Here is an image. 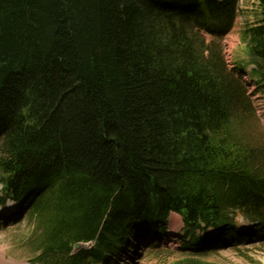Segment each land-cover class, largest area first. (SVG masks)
Instances as JSON below:
<instances>
[{
  "label": "trees",
  "instance_id": "trees-1",
  "mask_svg": "<svg viewBox=\"0 0 264 264\" xmlns=\"http://www.w3.org/2000/svg\"><path fill=\"white\" fill-rule=\"evenodd\" d=\"M240 1L0 0V202L35 219L33 264H116L173 212L172 264L249 241L238 215L264 229V140L244 130L264 0L240 31L254 91L226 54Z\"/></svg>",
  "mask_w": 264,
  "mask_h": 264
},
{
  "label": "rangeland",
  "instance_id": "rangeland-1",
  "mask_svg": "<svg viewBox=\"0 0 264 264\" xmlns=\"http://www.w3.org/2000/svg\"><path fill=\"white\" fill-rule=\"evenodd\" d=\"M258 10V0H241L235 25L225 39L228 60L232 67L238 66L241 71L246 68L247 62L241 61L245 48L240 40V31L245 25L256 21ZM206 38L209 41L215 39L210 34H207ZM250 75L255 76V72L251 70ZM251 79L246 80L247 84L255 82V85H258L257 80ZM250 91L254 90L250 89ZM252 105L255 112L244 130L247 138L256 143L264 140V94L257 93L252 96ZM3 208H9L11 212L0 213V264H33L31 259L36 256L37 250L35 219L28 212L21 213L19 206L13 201L0 202V210ZM4 219L11 222L4 224ZM236 222L241 230L244 229L253 237L249 241H237L233 246L229 245L212 252L206 256V259L217 264H264V229L257 233L249 231L251 224L240 215L237 216ZM183 225L181 216L172 213L166 226L165 236L149 240L134 238L130 246L116 255L113 261L116 264H172L183 255V251L180 250ZM167 236L172 238L167 240ZM154 242L160 246L153 247Z\"/></svg>",
  "mask_w": 264,
  "mask_h": 264
},
{
  "label": "water",
  "instance_id": "water-1",
  "mask_svg": "<svg viewBox=\"0 0 264 264\" xmlns=\"http://www.w3.org/2000/svg\"><path fill=\"white\" fill-rule=\"evenodd\" d=\"M92 245H93L92 242H87V243L77 242L74 244V251H78L81 248H90Z\"/></svg>",
  "mask_w": 264,
  "mask_h": 264
},
{
  "label": "bare ground",
  "instance_id": "bare-ground-1",
  "mask_svg": "<svg viewBox=\"0 0 264 264\" xmlns=\"http://www.w3.org/2000/svg\"><path fill=\"white\" fill-rule=\"evenodd\" d=\"M8 212H11V209H9V208H3L2 210H0V213H8ZM172 238V236H167L166 237V239L168 240V239H171Z\"/></svg>",
  "mask_w": 264,
  "mask_h": 264
},
{
  "label": "crops",
  "instance_id": "crops-1",
  "mask_svg": "<svg viewBox=\"0 0 264 264\" xmlns=\"http://www.w3.org/2000/svg\"><path fill=\"white\" fill-rule=\"evenodd\" d=\"M241 60H245V61H248L247 57L244 55Z\"/></svg>",
  "mask_w": 264,
  "mask_h": 264
}]
</instances>
